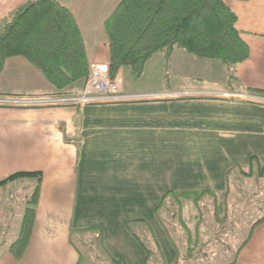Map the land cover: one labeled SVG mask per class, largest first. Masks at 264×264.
<instances>
[{
  "label": "crops",
  "instance_id": "crops-1",
  "mask_svg": "<svg viewBox=\"0 0 264 264\" xmlns=\"http://www.w3.org/2000/svg\"><path fill=\"white\" fill-rule=\"evenodd\" d=\"M27 1L0 0V28ZM59 1L74 16L88 64H107L104 22L121 0ZM223 2L236 15L235 28L248 46V58L227 67L176 50L160 64L172 86L123 90L125 102L4 104L66 95H60L23 57L5 61L0 73V181L25 172H41L42 180L32 235L19 261L7 251L18 234L9 240L8 231L15 224L14 212L20 217L19 230L23 213L2 199L5 191L22 198L36 183L19 179L0 186V264H83L76 241L88 254L99 247L105 259L125 264H144L143 247L157 257L156 241L164 263L176 262L177 251L166 231L170 222L162 217L172 215L168 200L174 193L221 194L227 189L230 198L237 178L227 171L236 165L247 171L254 157L264 156V0ZM81 87L82 82L67 94L79 93ZM210 208L215 219V209ZM229 212L228 208V226L215 222L211 229L203 223L204 215L210 214L201 203L199 208L181 209L186 215L183 225L198 221L196 236L204 241L197 243L202 246L197 260L202 258L204 264L214 263L225 251L228 242L221 231H235L242 224ZM127 222H132L131 231ZM88 229L93 231L70 235ZM209 230L213 233L206 236ZM232 251L226 264H264V220L250 225Z\"/></svg>",
  "mask_w": 264,
  "mask_h": 264
},
{
  "label": "trees",
  "instance_id": "trees-1",
  "mask_svg": "<svg viewBox=\"0 0 264 264\" xmlns=\"http://www.w3.org/2000/svg\"><path fill=\"white\" fill-rule=\"evenodd\" d=\"M235 24L236 15L223 0H121L104 22L108 75L113 79L120 69H128L132 81L136 82L154 56L160 54L168 62L176 50L218 61L227 67L235 66L249 56L248 46ZM12 57L26 59L60 95L67 94L70 87L83 82L89 74L79 28L71 11L59 0H30L17 7L10 20L0 28V73L5 61ZM254 167L257 176L263 177L264 156L252 159L249 173L236 165L227 171V175L234 172L248 177ZM19 179H33L36 185L26 202L18 235L7 247L8 253L17 261L22 259L32 235L42 173H16L0 181V186ZM228 194V189L221 194L182 192L174 193L171 199L179 203L181 213L187 206L199 208L203 198L210 196L214 217L220 223L225 222L228 215ZM263 220L264 217L254 225ZM131 223H126L130 231ZM91 231H72L70 235L80 236ZM166 231L172 239L171 231L167 228ZM154 243L160 262L165 264L158 243ZM143 248L144 264H147L153 253ZM174 248L177 251L174 264H178L180 256L175 243ZM110 262L125 264L113 258Z\"/></svg>",
  "mask_w": 264,
  "mask_h": 264
},
{
  "label": "rangeland",
  "instance_id": "rangeland-1",
  "mask_svg": "<svg viewBox=\"0 0 264 264\" xmlns=\"http://www.w3.org/2000/svg\"><path fill=\"white\" fill-rule=\"evenodd\" d=\"M152 65L149 68L147 65V70L145 71V74L143 77H141L138 81L133 82L132 78L130 76V72L128 69H120L115 76L118 75L119 72L122 70L124 71V80H123V90L124 92H144V91H158L159 89H167L164 86H167L170 88L172 84L168 82L165 77V70L160 67V64L163 63L162 55L158 54L154 56L150 61ZM148 62V63H149ZM147 63V64H148ZM92 64H98V63H92ZM107 65V64H106ZM108 68V67H107ZM146 68V67H145ZM109 76V75H108ZM172 76H170L169 80ZM87 78V77H86ZM115 78V77H114ZM113 78V79H114ZM123 78V76H122ZM109 79H111L109 77ZM112 79V80H113ZM85 81V80H84ZM84 81L82 82V87L84 84ZM196 85V82L194 83ZM209 85V83H206ZM81 87V90H82ZM74 92L75 94H66L63 95L65 97H71V96H77L80 94ZM60 98V97H59ZM62 98V97H61ZM53 99V98H50ZM80 106V105H77ZM254 172L251 176H244L238 173H235L237 179L233 180L232 188L233 193L231 194L230 198L227 199V206L230 210L229 215L230 218L233 220H236V223H242L238 227H236L235 231H228L225 233V231H221L220 234L222 239H225V242H228L227 245L224 243V241L221 240V243L223 246L226 245L225 251L223 253H220L215 259L214 263L210 264H226L228 263L232 258V250H234L238 242H240L244 235L248 233L249 226L254 224L256 221L260 220L262 217H264V176L259 177L257 176V173L255 172L256 169L254 167ZM250 168L246 171V173H249ZM26 185L25 183H23ZM33 191V189H32ZM32 191H28L25 194H22V198H16V195L13 192L11 194L7 193L5 191L4 197L2 201L4 204V200H6V203L4 205L6 206H13L15 210L20 209L19 215H22L23 210L26 208V202L28 198L31 196ZM2 194L0 193V196ZM27 195V197H25ZM11 199L7 198L10 197ZM9 204V205H8ZM201 206L206 209V211L209 210L210 215H204L205 221L203 222L205 226L210 225L211 229L213 228V224L217 221L216 219H213L211 213L212 210L210 207H213V200L212 199H203L201 202ZM0 207H3V205H0ZM168 210L171 212L172 215L163 216V218L168 217V222H170L169 229L171 231V237L173 239V242L177 246V249L179 251V263L178 264H204V260L200 258L197 260L199 252L202 251V246H199L197 243H201L204 241V238L196 236V225L198 221L196 219L193 221L191 220L189 224L181 222V219L183 220L186 215L184 213H180V206L179 203L175 200H168ZM195 215V214H194ZM228 216H226L225 222H220V224L226 223L228 226ZM171 219V221H170ZM209 219V220H208ZM14 226L11 228L10 231H8L9 240L14 237V233L18 234V226L16 225L20 221V217L17 216V213L14 212ZM8 225V222H6ZM187 224V225H186ZM225 228V227H224ZM210 233V234H209ZM209 233L207 231L206 236H211L212 231L209 230ZM78 248L84 257V263L83 264H112L110 260L105 259L101 255L100 248L98 247V252H93L91 254H88L86 251V248L79 244L77 242ZM214 252L218 251L217 244L216 246H213ZM223 248V247H221ZM97 255L99 257H97ZM103 257V259H102ZM201 257V256H200ZM202 259V260H201ZM147 264H162L160 262V257H151L150 261Z\"/></svg>",
  "mask_w": 264,
  "mask_h": 264
},
{
  "label": "built area",
  "instance_id": "built-area-1",
  "mask_svg": "<svg viewBox=\"0 0 264 264\" xmlns=\"http://www.w3.org/2000/svg\"><path fill=\"white\" fill-rule=\"evenodd\" d=\"M127 96L123 95V78L119 72L115 78L109 79L106 64H90L89 74L84 81L79 95L71 97L36 99L28 101H5L7 105L17 106H84L88 104L125 102Z\"/></svg>",
  "mask_w": 264,
  "mask_h": 264
}]
</instances>
